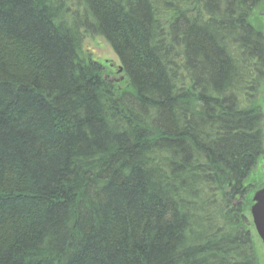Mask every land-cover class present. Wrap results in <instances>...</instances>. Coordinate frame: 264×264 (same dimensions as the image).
Returning a JSON list of instances; mask_svg holds the SVG:
<instances>
[{"label":"trees","instance_id":"16d2710c","mask_svg":"<svg viewBox=\"0 0 264 264\" xmlns=\"http://www.w3.org/2000/svg\"><path fill=\"white\" fill-rule=\"evenodd\" d=\"M263 88L264 0H0V264H260Z\"/></svg>","mask_w":264,"mask_h":264},{"label":"rangeland","instance_id":"374dc122","mask_svg":"<svg viewBox=\"0 0 264 264\" xmlns=\"http://www.w3.org/2000/svg\"><path fill=\"white\" fill-rule=\"evenodd\" d=\"M70 8H72L73 4H69ZM81 46L83 47V50L85 51V54L88 56H91L93 58H96L99 60L102 65L104 66L105 75L110 80L116 82L120 88H123L126 86V79L123 76L122 72L118 73V68L120 65V60L118 56L113 51L111 45L108 44L106 39L104 37L100 36H94L90 34H85V37L82 39ZM120 77H123V79H120ZM117 78V80H115ZM262 101L264 104V88L262 90ZM263 115H264V109H263ZM264 126V121H263ZM263 137H264V128H263ZM264 148V145H263ZM247 182L250 184H254V186H260L264 182V155L262 159H260L257 163V165L254 168V171L249 176ZM253 186V187H254ZM255 247L258 249V255L260 264H264V251L261 246V243L258 240H254Z\"/></svg>","mask_w":264,"mask_h":264},{"label":"water","instance_id":"95a60500","mask_svg":"<svg viewBox=\"0 0 264 264\" xmlns=\"http://www.w3.org/2000/svg\"><path fill=\"white\" fill-rule=\"evenodd\" d=\"M253 200L254 204L251 212L253 214L254 225H256L255 230L264 244V186L256 190Z\"/></svg>","mask_w":264,"mask_h":264},{"label":"flooded vegetation","instance_id":"af4514ba","mask_svg":"<svg viewBox=\"0 0 264 264\" xmlns=\"http://www.w3.org/2000/svg\"><path fill=\"white\" fill-rule=\"evenodd\" d=\"M263 186V185H262ZM260 186V187H262ZM260 187H257V188H254L252 191H251V197L249 198V201H248V206L246 208V215H247V219L249 221V226L251 228L250 232H251V235L253 236V240H258L260 243H261V246L263 247V244L261 242V239L260 237L257 235L255 229H254V225H252V215L250 214V210L252 209V206L254 204V200H253V197H254V194H255V191L257 189H259Z\"/></svg>","mask_w":264,"mask_h":264},{"label":"bare ground","instance_id":"6f19581e","mask_svg":"<svg viewBox=\"0 0 264 264\" xmlns=\"http://www.w3.org/2000/svg\"><path fill=\"white\" fill-rule=\"evenodd\" d=\"M251 210H252V209H251ZM251 210H250V214L252 215V225H254V219H253V214H252ZM246 212H247V211H245V215H246ZM246 220H247V225L249 226V221H248V219H247V216H246ZM254 226H256V225H254ZM249 227H250V226H249ZM250 230H251V228H250ZM261 242H262V240H261ZM262 244H263V242H262ZM263 247H264V244H263ZM263 251H264V248H263ZM256 253H257V255H258V249H256ZM258 257H259V255H258Z\"/></svg>","mask_w":264,"mask_h":264}]
</instances>
